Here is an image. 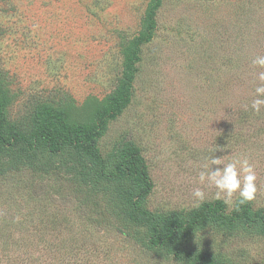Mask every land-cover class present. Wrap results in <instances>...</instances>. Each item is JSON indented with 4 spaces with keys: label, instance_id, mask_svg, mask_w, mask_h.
Masks as SVG:
<instances>
[{
    "label": "rangeland",
    "instance_id": "1",
    "mask_svg": "<svg viewBox=\"0 0 264 264\" xmlns=\"http://www.w3.org/2000/svg\"><path fill=\"white\" fill-rule=\"evenodd\" d=\"M257 55L264 0H0L5 135L35 133L43 108L77 126L99 120L106 166L133 144L152 182L143 209L183 219L217 202L227 216L239 208L198 172L214 154L244 156L257 177L248 203L264 211V110L250 107ZM36 157L0 145V264H191L154 249L149 226L131 219L138 184L83 178L70 152ZM185 250L264 264V230L207 225Z\"/></svg>",
    "mask_w": 264,
    "mask_h": 264
},
{
    "label": "trees",
    "instance_id": "2",
    "mask_svg": "<svg viewBox=\"0 0 264 264\" xmlns=\"http://www.w3.org/2000/svg\"><path fill=\"white\" fill-rule=\"evenodd\" d=\"M120 105L119 100L106 109L115 112ZM6 111L0 104V145L18 148L23 155L36 156L49 153L59 156L70 152L79 166L83 178L138 184L140 192L137 198L125 204L131 219L145 223L150 228L151 246L158 249H170L175 257L182 262L191 264H217L210 255L189 253L186 245L195 233L207 225L222 230H234L240 226L262 228L264 230V211L253 212L249 203L240 205L231 215L224 214L225 205L222 202L204 205L198 211L183 219L178 215L162 217L143 209L142 201L152 190V182L148 176L145 161L138 149L131 143L122 144L117 149L115 163L110 167L97 148V141L102 133L103 123L95 120L89 125H73L67 116L51 108H43L36 115L37 130L30 136L13 134L10 138L5 135ZM79 164H77L78 166ZM127 193H124L127 196Z\"/></svg>",
    "mask_w": 264,
    "mask_h": 264
},
{
    "label": "clouds",
    "instance_id": "3",
    "mask_svg": "<svg viewBox=\"0 0 264 264\" xmlns=\"http://www.w3.org/2000/svg\"><path fill=\"white\" fill-rule=\"evenodd\" d=\"M251 64L254 68L264 69V55L254 57ZM255 79V98L250 107L254 113L259 114L264 110V70L258 71ZM225 159L226 155L221 157L216 154L206 158L202 170L198 172L199 181L208 187H215V198L224 199L225 203H230L234 196H238L239 205L251 202L257 193L253 164L244 156L232 158L227 163ZM192 196L197 206L206 200V192L200 187L193 190Z\"/></svg>",
    "mask_w": 264,
    "mask_h": 264
}]
</instances>
